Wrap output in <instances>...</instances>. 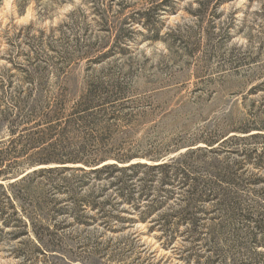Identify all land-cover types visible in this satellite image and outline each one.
<instances>
[{
    "label": "rangeland",
    "instance_id": "1",
    "mask_svg": "<svg viewBox=\"0 0 264 264\" xmlns=\"http://www.w3.org/2000/svg\"><path fill=\"white\" fill-rule=\"evenodd\" d=\"M162 1L0 0V78L30 75L42 81L47 94L61 86L70 101L84 92L91 79L119 85L125 96L108 107L101 123L111 129L99 136L115 147L116 155H167V159L191 148L194 140L253 134L262 137L240 142L238 147L264 152V129L257 131L264 127V0H231L218 6L214 1L211 8H216L201 23L192 13L197 9L194 0H176L158 10ZM143 15L151 20L157 36L142 25ZM4 91L7 96L9 90ZM246 129H251L250 134H241ZM196 145L204 147L201 142ZM225 157L235 155L224 152ZM246 169L247 176H260L245 190L257 208L254 219L262 221L264 230V168ZM46 191L36 194L44 196ZM62 198L58 195L57 200ZM41 224L40 230H29V237L22 240L29 241L26 249L40 246L57 264L91 260L186 264L183 248L201 247L198 252L205 259L213 246L210 233L196 244L182 234L174 249L164 250L158 233H148L149 225L139 221L119 234L85 230L63 217H48ZM225 239L226 235L214 244L225 262L264 264L263 247L253 249L243 238ZM96 243L100 249L109 247L108 251L91 256L90 248ZM17 245L11 241L0 246V264H21L9 253ZM194 262L193 257L189 264Z\"/></svg>",
    "mask_w": 264,
    "mask_h": 264
},
{
    "label": "trees",
    "instance_id": "2",
    "mask_svg": "<svg viewBox=\"0 0 264 264\" xmlns=\"http://www.w3.org/2000/svg\"><path fill=\"white\" fill-rule=\"evenodd\" d=\"M214 1L218 6L231 0H194L197 9L192 13L200 23L216 8H211ZM175 2L163 0L157 8ZM156 15L158 18L159 13ZM146 16L142 25L157 36ZM101 79L89 80L84 92L70 101L61 86L47 94L42 81L30 75L0 78V133L4 134L0 137V246L17 241L9 253L21 264H57L48 260L40 246L26 249L29 241L22 239L29 237L31 229L40 230L48 217H63L85 230L101 229V234H119L126 225L146 223L148 233H158L157 239L164 240V250L174 249L178 235L185 234L196 244L203 235L212 234L211 256L204 259L198 252L201 247L183 248L186 264L193 257V264H236L235 260L225 262L214 246L225 235L227 241L243 238L253 249L264 248L262 221L254 219L257 208L246 198L249 191L245 190L260 177L247 176L246 166L264 168V152L238 147L240 142L262 136L194 140L191 148L167 159V155L113 154L115 147L99 137L111 129L101 120L125 92ZM250 132L246 129L241 134ZM199 142L204 147H196ZM224 152L235 157L222 158ZM140 158L145 162L133 161ZM44 188L46 195L36 194ZM58 195L64 198L58 201ZM134 214L136 218L131 217ZM208 215L212 217L206 218ZM152 216L158 217L150 220ZM239 223L244 225L235 228ZM99 247L98 243L91 246L90 255L105 254L109 249ZM40 256L42 260H38ZM89 264L98 263L91 260Z\"/></svg>",
    "mask_w": 264,
    "mask_h": 264
}]
</instances>
